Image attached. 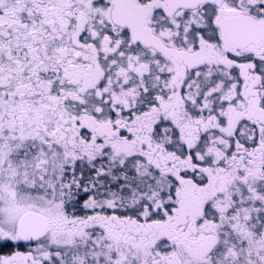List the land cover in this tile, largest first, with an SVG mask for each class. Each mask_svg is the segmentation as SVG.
I'll use <instances>...</instances> for the list:
<instances>
[{"label":"snow or ice","instance_id":"obj_1","mask_svg":"<svg viewBox=\"0 0 264 264\" xmlns=\"http://www.w3.org/2000/svg\"><path fill=\"white\" fill-rule=\"evenodd\" d=\"M0 264H264V0H0Z\"/></svg>","mask_w":264,"mask_h":264}]
</instances>
